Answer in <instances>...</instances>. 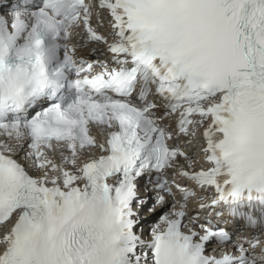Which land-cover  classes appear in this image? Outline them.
<instances>
[{
	"label": "snow or ice",
	"instance_id": "obj_1",
	"mask_svg": "<svg viewBox=\"0 0 264 264\" xmlns=\"http://www.w3.org/2000/svg\"><path fill=\"white\" fill-rule=\"evenodd\" d=\"M94 8L110 17L111 43L90 26ZM77 30L105 44L114 66L76 60L68 42ZM165 116L178 117L184 137L210 118L207 170L176 172L214 193L198 211L223 206L228 220L264 232V0H39L0 17V227L15 217L0 236V264H264L257 238L187 216L195 192L159 177L158 191L183 202L149 240L136 234L138 178L187 159L169 146ZM91 125L116 130L98 143ZM14 145L41 176L14 158ZM97 147L103 154L83 159ZM213 241L231 250L209 255Z\"/></svg>",
	"mask_w": 264,
	"mask_h": 264
},
{
	"label": "bare ground",
	"instance_id": "obj_2",
	"mask_svg": "<svg viewBox=\"0 0 264 264\" xmlns=\"http://www.w3.org/2000/svg\"><path fill=\"white\" fill-rule=\"evenodd\" d=\"M95 49H97V47H95ZM193 150V149H192ZM202 150V148H200V149H198V150H194L193 152L196 154V155H198V153L200 152ZM195 161V160H194ZM35 172H38V171H35ZM5 228V226L4 227H1L0 228V232L3 230Z\"/></svg>",
	"mask_w": 264,
	"mask_h": 264
}]
</instances>
